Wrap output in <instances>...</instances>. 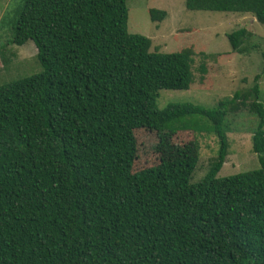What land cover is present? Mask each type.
Masks as SVG:
<instances>
[{
  "label": "trees",
  "instance_id": "16d2710c",
  "mask_svg": "<svg viewBox=\"0 0 264 264\" xmlns=\"http://www.w3.org/2000/svg\"><path fill=\"white\" fill-rule=\"evenodd\" d=\"M126 1L21 0L11 42L32 41L42 70L0 85V264H264V50L252 90L213 108L159 109L160 90L189 89L192 52L150 51L148 37L127 30ZM185 7L264 25V0ZM248 35L227 33L232 51L245 53ZM248 99L260 167L217 177L225 119ZM189 116L208 119L219 141L202 179L190 183L193 143L135 168L137 131H185L173 121Z\"/></svg>",
  "mask_w": 264,
  "mask_h": 264
},
{
  "label": "rangeland",
  "instance_id": "374dc122",
  "mask_svg": "<svg viewBox=\"0 0 264 264\" xmlns=\"http://www.w3.org/2000/svg\"><path fill=\"white\" fill-rule=\"evenodd\" d=\"M129 33L148 37L150 51L163 53L189 49L192 52L193 80L187 90H160L157 107L170 102H191L213 108L218 101L231 98L236 91L252 90L254 77L260 72L264 50V25L250 13L188 10L185 0H127ZM21 0H0V85L41 72L37 49L32 41L23 45L11 42ZM151 10L164 11L153 16ZM153 17V18H152ZM239 28L249 33L245 53L232 51L226 34ZM264 102V77L257 80ZM250 100L226 119L228 152L217 177H226L260 167L252 150L251 137L257 117L248 110ZM185 131L136 132L135 168L153 166L187 154L184 147L193 143L198 160L190 179L195 183L208 171L217 156L219 141L211 123L202 116L173 121ZM170 141V145L168 142ZM186 143L188 146H183Z\"/></svg>",
  "mask_w": 264,
  "mask_h": 264
}]
</instances>
